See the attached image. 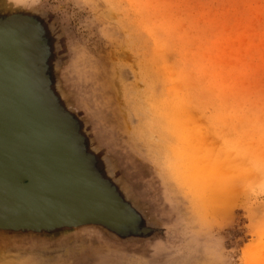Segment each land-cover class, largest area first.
I'll list each match as a JSON object with an SVG mask.
<instances>
[{
    "label": "rangeland",
    "instance_id": "1",
    "mask_svg": "<svg viewBox=\"0 0 264 264\" xmlns=\"http://www.w3.org/2000/svg\"><path fill=\"white\" fill-rule=\"evenodd\" d=\"M11 20L113 214L0 226V264H264V0H0Z\"/></svg>",
    "mask_w": 264,
    "mask_h": 264
},
{
    "label": "water",
    "instance_id": "2",
    "mask_svg": "<svg viewBox=\"0 0 264 264\" xmlns=\"http://www.w3.org/2000/svg\"><path fill=\"white\" fill-rule=\"evenodd\" d=\"M21 29L23 24L0 21V226L110 217L105 189L36 111Z\"/></svg>",
    "mask_w": 264,
    "mask_h": 264
}]
</instances>
